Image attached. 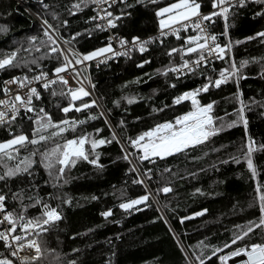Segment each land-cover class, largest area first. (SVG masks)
<instances>
[{
	"label": "trees",
	"instance_id": "trees-1",
	"mask_svg": "<svg viewBox=\"0 0 264 264\" xmlns=\"http://www.w3.org/2000/svg\"><path fill=\"white\" fill-rule=\"evenodd\" d=\"M75 2L0 0V26L8 29L6 33L0 32V54L20 48L18 60H31L33 56L41 55L34 48L31 53L24 49L31 47L30 37L38 38L36 46L46 40L43 34L45 19L54 28H58L65 39L81 33L71 45L80 53L86 54L104 47L109 41L108 36L90 19L94 15L92 4L82 6V11L71 15V5ZM173 2L175 0H159L152 4L145 0L144 4H140L137 0H131L128 4L132 7L124 4L113 7L115 15H120L122 11L130 13L117 21L115 33L130 40L153 33L159 29L156 10ZM198 2L201 4V12L211 9L212 0ZM261 11H264V4L249 2L243 8H234L229 16V37L233 41H246L234 46L231 56L238 65L242 60L249 61L242 70L247 78L240 80L239 84L229 82L219 89L211 88L208 93L198 97L202 104L215 101L213 115L231 122L237 120L235 114L240 107L236 94L242 93L241 98L247 105L244 111L247 128L238 123L211 137L203 145L165 159L156 158L155 163L144 161L142 165L138 164L134 155L131 159L136 163L139 174L130 172L132 165L122 158L125 149L129 153L139 154L130 146L127 138H135L156 123L173 120L191 110L189 101L175 105L174 98L206 83V76L215 78L221 69L228 67L227 60H216L187 77L177 78L173 73L162 75L158 69L164 70L180 63L179 55L172 58L166 55L170 48L183 44V39L173 38L149 45V51L142 55L134 51L131 58L122 56L107 63L92 64L88 74L91 85L95 87L92 96L85 100H96L99 107L82 112L71 111L67 117L57 104L60 107L67 106L68 100L59 96L52 97L48 91L40 89L43 99L34 101L35 106L44 107L51 113L53 120H85L89 115L99 116L101 111L104 112V116L81 125L76 133H67V138L87 132L97 139H110L114 130L121 143L114 141L96 149L99 153L98 163L102 167L78 160L75 167L65 170L58 187L53 186L39 156L34 158L36 163L30 169L31 176L23 174L8 181H0V190L8 197L6 205L9 210L18 211L22 201L23 205L28 206L25 213L27 216H39L41 207L32 206L35 198L52 206L59 205L63 218L50 226L49 231L41 237L46 246L44 259L38 264H71L72 261L75 264H188L186 254L187 257H192L193 251L200 254L201 250L196 246L201 241L209 246L203 249L202 258L211 256L213 248H223L225 243H230L233 235L239 231L238 225H246L259 217L258 206L251 205L256 197L257 182L264 185V151L253 153L258 171L255 178L245 163H234L231 158L242 155L240 149L248 136L257 145L264 144V38L247 40L264 31V16L258 15ZM63 21L68 22L66 26ZM216 30L218 34L224 31L220 26ZM219 42L226 43V38L219 36ZM47 51V48H42V52ZM254 59L260 63H253ZM144 60H150L151 63L142 68L137 67ZM40 63L44 71L52 74L58 62L46 59ZM25 73L30 76L36 74L29 72L27 67L10 68L0 71V82ZM171 84L176 87H170ZM129 99L134 102L129 103ZM80 103L76 101L77 105ZM120 121L124 122L123 126ZM31 129V121L22 112L11 127L0 126V142L11 139L10 133L23 131L31 135ZM96 129L102 131L97 135ZM50 146L51 142L49 145H29L21 150L20 155L27 156L35 147L43 151ZM148 169H151L150 179L142 175ZM165 169H171V172ZM136 179H144L145 184L134 183ZM164 186H171L173 191L157 195L156 189ZM147 191L154 196L148 201L150 206L139 205L137 208L140 210L134 208L129 211L119 207L120 203L136 199ZM15 193L20 194V200L12 199ZM57 195L70 199L71 203H61L55 198ZM109 210L112 211L110 217L101 215ZM200 212H204V215H196ZM161 214L167 223L160 219ZM182 219L183 223L180 222ZM259 239L260 229H257L245 241L225 248L223 252L212 256L211 260H206V264H220L218 256L227 255ZM52 249H55L54 253H51ZM8 251L0 242V253L7 255ZM55 256H59V260H55Z\"/></svg>",
	"mask_w": 264,
	"mask_h": 264
},
{
	"label": "snow or ice",
	"instance_id": "snow-or-ice-1",
	"mask_svg": "<svg viewBox=\"0 0 264 264\" xmlns=\"http://www.w3.org/2000/svg\"><path fill=\"white\" fill-rule=\"evenodd\" d=\"M42 2L43 0H41ZM147 2L156 4L159 0H147ZM258 2L264 4V0H258ZM117 3L132 7V5L128 4V0H76L71 5L70 14L75 15L77 11H82V6L96 5L98 14L90 19L104 21V25L98 24L97 28L106 31L116 28L118 26L117 21L121 20L124 15H130V13H124L123 11L120 15H115L108 10ZM137 3L144 4L145 0H137ZM246 3L247 0H212L211 7L213 11L203 14L200 11L201 4L198 0H175V2L165 7L158 8L155 12L160 30L158 37L142 40L136 36L130 41L125 38L112 37L104 47L97 48L86 54L78 52L71 46L76 36L81 35V33H77L71 39H65L60 35L58 28H54L45 19L43 21L45 26L43 34L46 40L41 41L40 46H36L38 38L35 36L30 37L29 43L31 47L24 49L31 53L34 48V51L41 53V55L33 56L31 60H18L20 48L7 54H0V71L27 67L29 72L36 73L31 76L25 73L0 82V93L4 96V98H0V126L8 125L11 127L17 118L21 117L22 112L32 123L31 135L23 131L10 133L11 139L0 142V181H8L23 174L31 176L32 172L30 169L36 163L34 158L37 156L40 157V163L48 171L54 187L59 186L58 182L64 177L65 170L75 167L78 160L82 159L97 167H102L98 163L99 153L96 152V149L114 141L121 143L114 130L110 139H97L92 133L87 132L74 135L72 138H67L66 134L69 132L76 133L77 128L86 124L88 120H96L104 116V112L101 111L99 116L89 115L85 120L69 118L58 121L53 120L51 113L46 111L44 107L37 108L35 106L34 101L43 99L40 89L48 91L52 97L59 96L68 100L67 106L60 107L57 104V107L65 117L71 111L82 112L92 107H99L96 100H85L86 97L91 96V92L84 87V81L88 80V77L83 75L78 66L84 65L86 71L87 62L97 61L98 64L105 63L116 56L131 58L133 51H138L142 55L149 51L148 46L150 44L169 34H173L177 40L183 39L181 46L172 47L166 52V55L170 58L179 55L180 63L173 64L164 70L158 69V73L165 76L168 73H174L178 76L187 75L195 73L200 68L207 67L215 60H227L228 67L221 69L215 78L206 76L205 80L207 82L200 87L186 91L174 98L173 103L175 105L189 101L191 110L175 117L173 120L156 123L135 138H127L130 146L136 150V153H139L136 155L135 153H129L126 149L124 150L122 158L132 165L129 171L139 174L136 163L141 165L144 161L155 163L156 158L165 159L169 156L185 153L189 149L205 144L211 137L218 135L220 132L237 126L238 123H242L246 129L248 121L244 116V111L247 105L241 98L242 93L236 94L240 107L235 114L237 115V120L231 122H225L223 117L213 115L215 101L202 104L198 99L202 93H208L211 88L219 89L222 85L229 82L239 84L240 80L247 78L243 75L242 70L247 67L249 61L242 60L238 65L235 58L231 56L233 47L246 41H233L228 35V21L232 10L237 7H245ZM105 5L107 7H104ZM44 7L47 8L48 6L45 4ZM258 15L264 16V11H261ZM214 17H220L224 21V31L219 34L208 30L209 25L215 23ZM67 23V21H63L65 26ZM189 29L195 34L186 35L182 38L180 32H188ZM7 31L6 27L0 26V32L6 33ZM219 36H224L226 43H219ZM257 38H264V31L248 37L247 40ZM113 40L118 43L120 51L113 47ZM61 44L67 47H62ZM42 48H47L48 51L42 52ZM46 59H55L58 62L57 66L52 69L51 76L49 72L43 70L40 63ZM252 62L260 63L259 60L255 59ZM149 63H151L150 60H144L137 67L142 68ZM31 66H35V68ZM70 79L77 86H72L69 82ZM88 82L91 83L90 80ZM136 82L138 83L139 80ZM10 85H15V88L10 87ZM34 85H39V88ZM91 87L94 88L95 85L92 84ZM170 87L174 88L176 85L171 84ZM76 101H81V103L77 105ZM128 102L133 103L134 100L129 99ZM154 111L156 110L154 109ZM160 111H163V109H160ZM28 113H32V115H27ZM217 121L220 122L217 123ZM119 123L123 126L124 122L120 121ZM95 131L98 135L102 129H96ZM50 142L52 146L46 147L43 151L35 147L27 156L20 155L21 150L28 148L29 145H49ZM121 146L123 148V145ZM240 151L242 155L233 156L231 158L232 162L237 164L245 163L251 175L255 178L258 175V171L254 165L253 153L264 151V144L257 145L256 141L248 136ZM90 155L93 157L92 159H90ZM134 155L136 163L131 159ZM227 162L224 161V163ZM165 171L171 172V169H165ZM150 172L151 169H148L142 175L150 179ZM133 182L141 185L145 184L144 179H136ZM262 189H264V185L257 182L255 187L256 197L253 205H251L258 206L259 217L256 220H250L246 225H238L239 231L233 235L230 243H225L223 248H213L211 256L202 258L203 249L209 246L201 241L196 246L201 250L200 254H196L195 251H193L192 257H187L186 254L188 264H206V260H211L212 256L223 252L225 248H231L233 245L245 241L257 229H260L258 242L246 243L227 255L218 256V260L220 264H227V261L243 256L246 259L241 264H264V190ZM172 191L171 186H164L156 189V194H168ZM150 197L154 198L153 193L147 191L136 199L120 203L119 207L124 211H129L139 205L150 206L148 205ZM55 198L59 199L61 203H71L70 199H64L59 195ZM7 199L8 197L0 190V242H2L3 247L9 250L7 255L0 253V264H16V261H19V264H38L39 261L44 259L46 246V242L41 237L49 231L50 226L63 218L59 205L52 206L39 198H35L32 206L39 205L41 213L39 216L30 217L25 214L28 206L23 205L22 201V207L18 211L9 210L6 205ZM12 199L20 200V194H13ZM92 199H96V197H92ZM137 210L140 209L137 208ZM101 215L105 218L110 217L112 211H105ZM196 215H204V212ZM192 218L186 217L185 219ZM160 219L167 223L162 214ZM180 222L183 223V219ZM54 252L55 249H52L51 253ZM54 259L59 260V256H55ZM71 264H75V261H72Z\"/></svg>",
	"mask_w": 264,
	"mask_h": 264
},
{
	"label": "built area",
	"instance_id": "built-area-1",
	"mask_svg": "<svg viewBox=\"0 0 264 264\" xmlns=\"http://www.w3.org/2000/svg\"><path fill=\"white\" fill-rule=\"evenodd\" d=\"M128 1H131V0H128ZM249 2H258V0H247V3L246 4H248ZM120 4H122V3H117V4H115V5H113V7H115V6H117V5H120ZM104 7H107L106 5L104 6ZM110 8V9H108L109 11H112L113 13H114V8ZM92 9H93V11H94V15L93 16H96L97 14H98V8H97V6L96 5H93L92 4ZM211 11H213V9H212V7H211V9L210 10H207V11H203L202 13L203 14H207V13H209V12H211ZM115 14V13H114ZM214 20H215V23L214 24H211V25H209V28H208V30L210 31V32H212V33H215V34H218V33H216V29H217V27L218 26H220V28H223V30H224V21L220 18V17H214ZM96 23H97V25L99 24V25H104V21H102V20H94ZM115 28H113V29H108V30H106V31H102V30H100V31H102V32H104V33H106V35L108 36V40L110 39V38H112V37H120V38H125V39H128V38H126V37H124V35H120V34H116L115 33ZM195 33L191 30V29H189V31L188 32H184V31H181L180 32V36L181 37H184V36H186V35H194ZM160 35V30L158 29V30H156V31H154L153 33H149V34H147L146 36H143V37H140L142 40L143 39H148V38H150V37H158ZM173 38H175V36L173 35V34H169V35H167V36H164V37H160V39L159 40H156L154 43H152V44H158V43H161V41H164V40H167V39H173ZM129 41H130V39H128ZM109 42V41H108ZM218 42H219V40H218ZM220 43V42H219ZM152 44H150V46L152 45ZM61 46L63 47V44H61ZM113 47L114 48H116V50L117 51H120L121 49L119 48V45H118V43L115 41V40H113ZM149 47V46H148ZM134 52V51H133ZM122 56H116V57H114L113 59H111V60H114L115 58H121ZM110 60H107L105 63H107V62H109ZM216 61V60H215ZM218 61H220V60H218ZM92 64H96L97 65V61H91V62H87V70L85 71V66L84 65H80V66H78L80 69H81V71L83 72V75L84 76H86V77H88V80H85L84 81V87H86L87 88V90L89 91V92H91V96H92V93H93V87H91V83H89L88 81L89 80H91V78H90V74H88V71H89V67H91V65ZM100 64H102V63H100ZM205 68V67H204ZM199 70V69H198ZM174 74V73H173ZM194 73H190V74H187V75H177V74H174V76L175 77H177V78H180V77H187L188 75H193ZM50 76H51V74H49ZM64 75H67V74H64ZM10 78H8L7 80H9ZM70 84L72 85V86H77L76 84H75V82L73 81V80H71L70 79ZM34 86H37L38 88H39V85H34ZM10 87H12V88H15V85H10ZM0 98H4V96H3V94H1L0 95ZM18 232H19V229H18ZM21 255H23V253H21ZM16 264H19V261H16Z\"/></svg>",
	"mask_w": 264,
	"mask_h": 264
},
{
	"label": "water",
	"instance_id": "water-1",
	"mask_svg": "<svg viewBox=\"0 0 264 264\" xmlns=\"http://www.w3.org/2000/svg\"><path fill=\"white\" fill-rule=\"evenodd\" d=\"M244 259H246V257H243V256H241V257H235V258H233V259H231V260H229L227 262H228V264H241V262Z\"/></svg>",
	"mask_w": 264,
	"mask_h": 264
},
{
	"label": "rangeland",
	"instance_id": "rangeland-1",
	"mask_svg": "<svg viewBox=\"0 0 264 264\" xmlns=\"http://www.w3.org/2000/svg\"><path fill=\"white\" fill-rule=\"evenodd\" d=\"M63 47H65V46H63ZM86 88V87H85ZM87 89V88H86ZM199 99V98H198Z\"/></svg>",
	"mask_w": 264,
	"mask_h": 264
}]
</instances>
